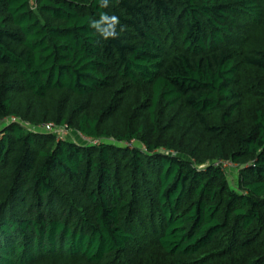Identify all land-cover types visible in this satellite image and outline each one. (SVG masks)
<instances>
[{
	"label": "trees",
	"instance_id": "trees-1",
	"mask_svg": "<svg viewBox=\"0 0 264 264\" xmlns=\"http://www.w3.org/2000/svg\"><path fill=\"white\" fill-rule=\"evenodd\" d=\"M0 264H264V0H0Z\"/></svg>",
	"mask_w": 264,
	"mask_h": 264
},
{
	"label": "clouds",
	"instance_id": "clouds-1",
	"mask_svg": "<svg viewBox=\"0 0 264 264\" xmlns=\"http://www.w3.org/2000/svg\"><path fill=\"white\" fill-rule=\"evenodd\" d=\"M100 7H108L109 0H99ZM120 24L119 18L115 15L109 16L102 13L98 20H92L90 27L95 29L105 40L118 38L117 26ZM122 30V29H121Z\"/></svg>",
	"mask_w": 264,
	"mask_h": 264
},
{
	"label": "built area",
	"instance_id": "built-area-1",
	"mask_svg": "<svg viewBox=\"0 0 264 264\" xmlns=\"http://www.w3.org/2000/svg\"><path fill=\"white\" fill-rule=\"evenodd\" d=\"M40 129L42 130H46V131H57L59 134L61 133H64L65 129H66V126H63L61 128H59L58 130L55 128V126L53 125V123H46V124H42L40 126ZM81 141H87V142H91V143H96V140H90L89 138H86L85 136H81L79 135ZM216 164H220L222 165V167L224 168H230L233 166L232 163H230L229 161H223V162H217Z\"/></svg>",
	"mask_w": 264,
	"mask_h": 264
},
{
	"label": "rangeland",
	"instance_id": "rangeland-1",
	"mask_svg": "<svg viewBox=\"0 0 264 264\" xmlns=\"http://www.w3.org/2000/svg\"><path fill=\"white\" fill-rule=\"evenodd\" d=\"M59 135L61 136H64V137H75L76 140H78L79 142H81V139L79 136H76L74 135L73 133H70V134H66L64 133L63 135L60 133ZM230 169V168H229ZM227 169V175H228V180H229V183L232 187H235V184H236V173L234 172V170H229Z\"/></svg>",
	"mask_w": 264,
	"mask_h": 264
}]
</instances>
